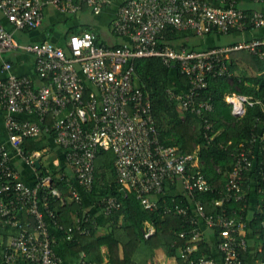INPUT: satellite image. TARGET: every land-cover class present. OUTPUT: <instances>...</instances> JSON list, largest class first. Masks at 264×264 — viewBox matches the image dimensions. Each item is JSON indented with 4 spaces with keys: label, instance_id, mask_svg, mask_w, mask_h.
I'll return each instance as SVG.
<instances>
[{
    "label": "built area",
    "instance_id": "built-area-1",
    "mask_svg": "<svg viewBox=\"0 0 264 264\" xmlns=\"http://www.w3.org/2000/svg\"><path fill=\"white\" fill-rule=\"evenodd\" d=\"M110 1L0 0V18L4 17L12 27L8 28L0 19V59L8 73L0 77V107L6 112L11 144L10 148L0 142V221L3 227L15 229L6 242L2 240L0 264H66L56 249V236L51 227L64 233L68 241L74 239L76 231L91 233L85 226L91 218L89 213L83 211L81 216L78 214L76 224L65 227L51 208L48 196H40L43 189L52 188L50 176L40 177L35 185L22 179L11 149L36 168L38 152L27 154L23 147L27 137L52 133L64 149L65 160L74 169L79 184L88 190L95 180L98 152L100 149L114 150L120 182L133 190L148 209L158 206V200L152 196L164 193L168 185L175 184L190 195L195 189H214L201 170L190 172L203 164L195 152L181 151L178 146L160 141L150 94L135 82V61L158 56L167 65L179 62L191 87L187 95L172 93V96L179 100L183 109L196 113L213 111L210 100H194L199 90L206 87L207 76L230 74L226 59L234 50H248L264 61V34L224 47L181 51L158 47V35L167 26L191 30L196 35L258 30L264 27V10H246L239 5V0H125L112 20L113 32L128 38L118 46L99 41L98 33L90 29L71 33L67 47L49 40L24 44L16 38L17 32L40 26L50 5L70 14L88 5L94 14H100ZM251 1L264 3V0ZM14 51L35 55L38 83L29 75L12 72L13 63L5 55ZM225 100L236 116H243L248 106L261 103L238 91L226 94ZM206 128H211L210 123ZM233 156L234 166L226 193L216 200L217 204L233 199L241 201L248 191L243 173L254 166V144L242 143ZM70 186L73 199L81 202L78 189ZM51 192L60 195L57 189L52 188ZM119 206L117 199L111 197L104 209L110 213ZM195 206L197 217L189 216L194 225L179 232L185 239L181 248L183 261L219 264L215 257L206 254L193 257L204 239L201 218L209 228H220L216 245L223 264H244L243 252L248 249L244 207L232 208L230 215L225 208L215 217L206 214L200 200ZM164 207L166 213H188L178 203ZM22 212L34 217L33 227L22 221ZM155 231V226L149 224L144 235L150 237ZM79 264L98 263L83 254Z\"/></svg>",
    "mask_w": 264,
    "mask_h": 264
},
{
    "label": "trees",
    "instance_id": "trees-1",
    "mask_svg": "<svg viewBox=\"0 0 264 264\" xmlns=\"http://www.w3.org/2000/svg\"><path fill=\"white\" fill-rule=\"evenodd\" d=\"M190 33L193 32L167 26L158 35V47L167 46L177 51L197 50L182 41ZM211 33L213 32L208 34ZM229 56L226 61L230 74L216 77L207 76L206 87L200 89L198 95L194 96L196 101L210 100L214 105L213 111L203 110L201 113L183 109L179 100L172 96V93L187 95L191 87L186 74L181 72L179 62L167 65L158 56L142 57L135 61V82L145 93L150 94L152 114L160 141L166 145L178 146L181 151L195 152L202 159L203 164L200 169L194 168L190 172L193 174L201 170L208 181L214 185V189H195L192 195L188 194L189 191L175 195L176 200L173 203L184 206L187 214L166 213L164 204H173L170 195L163 196L158 201L157 207L148 209L144 207L133 190L128 189L120 182L115 166L116 154L114 150L100 149L95 162V180L90 190L91 200L97 202L99 205L96 208L101 207L104 212L106 201L111 197L117 199L120 206L112 209L110 213L105 212L109 229L105 233H98L95 230V211H91V213L90 210H85L83 198L81 202L74 199L69 207L77 210L80 216L83 211L90 214V221L86 222L85 226L91 229V233L80 234L79 231H76L74 239L68 241L70 247L75 251H86L88 260L96 261L98 264H138L134 261L133 255L142 242L153 246L164 245L168 254L175 255L177 248L185 244V239L179 235V232L194 225L189 216L197 217L196 201L202 202L207 215L216 217L225 208L227 211L229 210V214L232 208L240 210L244 207L242 214L246 217L250 205L249 200L254 195L253 193L258 197L260 208L254 214L251 225L255 233H262L261 238L264 242V228L262 227L264 222V74H261L264 71V61L257 54L244 49L231 51ZM238 60L246 62L255 73L249 74L245 71L238 73ZM181 84L187 86L186 90L183 91L180 88ZM234 91L250 95L259 99L261 103L248 106L243 116H236L225 100L226 94ZM207 123H210V129L206 128ZM253 138H256L255 142H253ZM242 143L247 146L251 143L254 144V166L250 171L243 173L244 186L248 188V191L241 201L233 199L217 204L216 200L223 198L226 193V184L234 166L233 152H237ZM23 147L28 154L34 150L41 151L44 145L37 138L27 137L24 139ZM63 170L53 161L37 169L41 177L51 176L52 188L57 189L61 193V197L65 199L71 193L67 176L61 175ZM71 184L78 190H80L79 187H83L77 179ZM52 188L43 189L40 196L47 195L50 206L59 221L64 223L62 222L64 219L68 224L71 220H65L67 212L64 211V205H61L63 202H60L59 196L51 192ZM174 188H176L175 184L166 186V190ZM123 189L125 192L122 191ZM31 217L29 215L27 219L31 221ZM200 220L202 221L201 218ZM22 221L25 222L23 219ZM75 221L70 224H76ZM146 221L149 222L147 225ZM199 223L201 222L199 221ZM202 223L208 227L205 220ZM149 224H153L156 231L152 236L145 237L144 232ZM68 226L65 225V227ZM53 228L55 227H51V230L55 236ZM120 229L125 230L124 234L119 233ZM211 229L214 230L218 238L220 228ZM201 230L204 239L200 243V249L195 252L193 257L199 258L205 254L211 257L215 256L217 262L223 264V258L218 259L213 253L214 247L208 244L204 228L202 227ZM2 232L0 231V234ZM217 241L216 239V244ZM104 245L108 248L107 262L101 252V247ZM259 255L264 258V249ZM178 259L181 264H189L184 262L180 256Z\"/></svg>",
    "mask_w": 264,
    "mask_h": 264
},
{
    "label": "crops",
    "instance_id": "crops-1",
    "mask_svg": "<svg viewBox=\"0 0 264 264\" xmlns=\"http://www.w3.org/2000/svg\"><path fill=\"white\" fill-rule=\"evenodd\" d=\"M123 1L125 0H111L109 3L104 5V8L100 14H94L88 5H85L82 10L78 11L75 14L60 12L53 5H50L45 10L42 24L38 27L28 28L27 30L17 32L16 33L17 40L19 42L21 40L27 41V43L24 44L49 40L57 45L67 47V39L71 33H76L78 31L81 32L83 30L90 29L98 33L99 41L101 42H105L111 45L122 44L126 42L128 38L125 36H120L113 32L112 20L116 16L118 8ZM239 5L246 10H254V9L264 10V3H256L251 0H239ZM0 19L8 26V28H12L4 17H1ZM47 19L50 21V23L45 24V20ZM59 22H64L66 24V32L64 37H62V34L54 31L55 24L56 23L58 24ZM214 33L216 32L206 35H196L195 33H190L188 36H185V39L182 41H184L183 43H188L190 47H194L197 50H203L206 48H213V47H222L223 45L217 44L216 41L214 40L212 35ZM260 34H264V27L258 30L247 31L246 34L239 31L233 32V36H235L233 40L237 39L235 41H238L244 38L248 39ZM200 36L201 39L198 41L196 37L199 38ZM65 40L66 42H64ZM5 57L6 59L11 60L13 63L12 72L18 75H29L36 83H38L39 78L37 77L36 74L34 54L24 51H14L6 54ZM229 57L230 56H228V58ZM237 65L239 66L238 73L239 71L240 72L245 71L249 74L255 73L253 68L250 67L244 61L238 60ZM7 74L8 73L3 69L2 60L0 59V77H5ZM261 74H264V71H262ZM186 87L187 86H185V84L180 85V88L183 91L186 90ZM5 122H6V112L4 111V109L0 107V142L7 146H10L11 148ZM37 140L41 141V143L44 145V148L41 151L39 150L32 151V152H38V159H40V166L36 165V168L26 163L19 155L16 154L14 149H11L14 163L17 169L19 170L22 179L29 185H35L38 179L41 177L37 169L40 168L42 165H48L50 161H53L54 164L59 165L61 168L64 169L63 173L60 174L66 175L67 180L71 185L72 181H75L77 179L75 171L70 165L67 164L66 160L64 161L65 159L64 149L55 141L54 135L52 133H44L40 137H37ZM32 152L28 154H31ZM79 188L80 190L78 191L81 193L82 198L85 201V207H84L85 210L88 211L90 210V212L95 211L94 212L96 218L95 230L98 233H105L109 229V224L106 219L107 216L106 213L101 207L96 208L97 205L99 204L91 200L92 197L90 195V190H88L85 187H79ZM167 190H165V192L162 193L161 195L152 196V198H155L159 201L163 196L170 195L172 199L171 202L173 203L176 200L175 195H180L185 193L178 186H176V188L174 189L168 191ZM59 194H60L59 199L61 200L60 202H63L61 203V205L62 204L64 205L65 207L64 211L67 212V218L65 220L69 221L68 219H70L71 220L70 223H73L78 216V211L75 209H71L69 205L73 202L74 199L72 195H68L64 199L61 197V193ZM253 194L254 195L249 200L250 205H249L248 213L246 217L243 215L245 220L247 221L246 230L244 234L248 242V249L244 253V259H245L244 264H264V258H262L259 255L264 249V242L261 238L262 233L261 234L260 232L255 233L251 225L252 219L254 218V214L257 211H259L260 208L258 197L255 193ZM57 207L59 206L57 205ZM20 215H22L21 217L26 223H29L30 226L32 227L34 226L35 220L33 216L31 217V221H30V219L29 220L27 219L29 216L27 213L22 212ZM62 222H64L62 223L64 226L65 225L68 226L70 224V223L67 224V222L64 221V219L62 220ZM148 223L149 222L146 221L145 224L147 225ZM201 225L204 228V232L208 244H211L212 247H214L213 249L214 255H216L218 259H221L222 255L216 245L217 236L214 230L207 227L204 223H201ZM262 227H263V223H262ZM14 230L15 229L10 226L3 227L2 222L0 221V231L1 232L3 231L2 234H0V248H1V244L3 243L2 240L6 242L11 237ZM53 231L56 233L55 235L57 239L56 249L58 253L62 256L66 264H79V261L81 260L83 254L88 259V254L86 253V251L84 250L75 251L72 247H70V244L68 243V240L66 239L64 233L57 231V229L55 228H53ZM124 232L125 230L123 229L119 230V233L121 234H124ZM181 248L182 246L180 245L177 248V253L175 255L174 254L170 255L168 254V251L164 245L153 246L151 244L142 242L136 249L133 255V259L138 264H181L180 260L178 259V256L181 257V250H182ZM101 252L104 256V260L107 262L108 248L106 245L101 247ZM136 255H139L140 258H142L143 260L141 262L135 260Z\"/></svg>",
    "mask_w": 264,
    "mask_h": 264
},
{
    "label": "rangeland",
    "instance_id": "rangeland-1",
    "mask_svg": "<svg viewBox=\"0 0 264 264\" xmlns=\"http://www.w3.org/2000/svg\"><path fill=\"white\" fill-rule=\"evenodd\" d=\"M48 15H47V17H48ZM46 23H50V21L47 19V20H45V24ZM54 27H55V29H54L55 32H58V33L62 34V37L65 36L66 24L64 22H59L58 24L56 23ZM233 32H237V31H233ZM233 32H230V33H220V34L214 33L212 35H213V38L216 41V43L217 44H220V45H223L222 47H224V46H227L229 44H234V43H238V42L243 41V39H240L238 41H235L237 39L233 40L235 38V36H233ZM196 39H198V41H199L201 39V36L199 38L196 37ZM20 42L27 43V41H25V40H21ZM64 42H66V40ZM224 44H227V45H224ZM135 260L141 262L143 259L140 258L139 255H136Z\"/></svg>",
    "mask_w": 264,
    "mask_h": 264
},
{
    "label": "water",
    "instance_id": "water-1",
    "mask_svg": "<svg viewBox=\"0 0 264 264\" xmlns=\"http://www.w3.org/2000/svg\"><path fill=\"white\" fill-rule=\"evenodd\" d=\"M36 165H37V166H40V159H37V161H36ZM122 191L125 192L124 189H123Z\"/></svg>",
    "mask_w": 264,
    "mask_h": 264
}]
</instances>
